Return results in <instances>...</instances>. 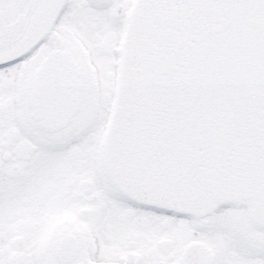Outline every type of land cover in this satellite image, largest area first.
Listing matches in <instances>:
<instances>
[{
  "label": "flooded vegetation",
  "instance_id": "af4514ba",
  "mask_svg": "<svg viewBox=\"0 0 264 264\" xmlns=\"http://www.w3.org/2000/svg\"><path fill=\"white\" fill-rule=\"evenodd\" d=\"M135 1L69 0L40 48L0 69V264H264V223L244 200L179 217L109 179Z\"/></svg>",
  "mask_w": 264,
  "mask_h": 264
},
{
  "label": "water",
  "instance_id": "95a60500",
  "mask_svg": "<svg viewBox=\"0 0 264 264\" xmlns=\"http://www.w3.org/2000/svg\"><path fill=\"white\" fill-rule=\"evenodd\" d=\"M60 0H0V59ZM107 139L113 183L200 217L243 197L264 220V0H138Z\"/></svg>",
  "mask_w": 264,
  "mask_h": 264
}]
</instances>
